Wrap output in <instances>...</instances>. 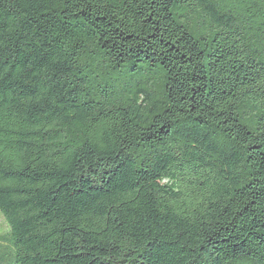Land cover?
<instances>
[{
    "label": "trees",
    "instance_id": "trees-1",
    "mask_svg": "<svg viewBox=\"0 0 264 264\" xmlns=\"http://www.w3.org/2000/svg\"><path fill=\"white\" fill-rule=\"evenodd\" d=\"M0 264H264V0H0Z\"/></svg>",
    "mask_w": 264,
    "mask_h": 264
},
{
    "label": "rangeland",
    "instance_id": "rangeland-1",
    "mask_svg": "<svg viewBox=\"0 0 264 264\" xmlns=\"http://www.w3.org/2000/svg\"><path fill=\"white\" fill-rule=\"evenodd\" d=\"M7 229V226L3 220V218L0 216V231H4Z\"/></svg>",
    "mask_w": 264,
    "mask_h": 264
}]
</instances>
